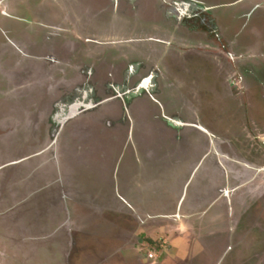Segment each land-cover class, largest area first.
<instances>
[{
  "label": "flooded vegetation",
  "instance_id": "obj_1",
  "mask_svg": "<svg viewBox=\"0 0 264 264\" xmlns=\"http://www.w3.org/2000/svg\"><path fill=\"white\" fill-rule=\"evenodd\" d=\"M141 1L0 0V106L31 103L29 114L19 118L43 124L49 117L56 121L70 117L82 104L91 103V112L70 118L73 138L82 140H96L93 123L103 127L107 118L116 117L117 126L108 125L106 138L112 137L130 151L131 165L111 159L115 169L109 175L106 162L111 154L100 143L86 141L90 146L76 148L82 153L69 149L71 158L81 154L79 161H86L88 167L98 163L105 171L102 174L101 170L100 177L106 184L145 178L140 172L144 162L148 180L169 177L176 165L184 166L187 178L199 170L202 161L205 167L215 166L213 174L201 173V169L197 173L199 178L205 174V180L200 179L205 184L221 181L220 190L213 186L201 190L203 201L212 205L186 215L206 235L222 232L233 239L241 215L252 209L264 212V173L259 172L257 178L250 169H264V0H148L154 7L151 17L141 12ZM237 26L240 29L235 31ZM11 115L15 112L8 113L9 118ZM0 125V134L15 128L10 120ZM175 152L179 155L171 157ZM96 173L100 174L91 172L93 177ZM241 182L247 187H241ZM153 195L147 194L149 202L140 216L122 209L91 210L70 202L71 219L76 206V213L87 216L85 219L91 215L105 220L123 213L130 222L106 255L109 258L104 253L97 264H213L214 260L224 264L228 245L213 255L205 241H198V247L189 248L185 257L182 247L176 248L181 250L175 252L180 258L177 262L169 249L173 244L165 246L168 238L152 239L162 227L148 232L143 226L144 221L160 220L150 213ZM217 198L221 200L216 203ZM223 206L227 225L209 221ZM234 217L239 218L237 225L232 224ZM130 220L136 228L132 229ZM72 227V245L53 264H77L72 260L74 253L81 259L86 228L73 220ZM124 234L129 239L124 241ZM177 234L172 241L192 242L185 233ZM250 235L248 232L240 240ZM239 246L241 262L246 256L243 245ZM206 250L208 258L202 255ZM191 254L192 259L187 258ZM201 255L204 263L196 261ZM259 257L257 264H263ZM81 262L87 264L88 260Z\"/></svg>",
  "mask_w": 264,
  "mask_h": 264
},
{
  "label": "water",
  "instance_id": "obj_2",
  "mask_svg": "<svg viewBox=\"0 0 264 264\" xmlns=\"http://www.w3.org/2000/svg\"><path fill=\"white\" fill-rule=\"evenodd\" d=\"M91 109H93L91 103L82 104L79 111L63 120L56 121L55 118L50 119V117L47 121L44 120L46 136L40 141L37 133L40 131L35 127L40 125L39 122H29L28 119L13 115L9 118L0 106V113H3L0 114V123L4 120L15 123L11 133L0 134V241L6 242L9 246L7 250L10 248L12 251L9 256L0 251V264L56 263L64 246L67 245L69 248L68 245H72L70 202L76 201L95 210L101 206L97 200L105 197L102 185L106 182L102 178L98 181L93 177L92 171L86 166V161L68 162L63 153L68 155L69 149L74 148L71 143L77 141V138H73L70 118L81 115L83 111L91 112ZM12 113L14 114V111ZM84 143L86 144V141ZM77 148L79 149V146ZM177 154V152L171 153V157H177ZM149 157L151 159V155ZM201 163L205 165V161ZM176 166L178 167L174 166V172H169L170 169L167 171L169 177L164 179L162 176L160 179L158 177L159 181L156 183L158 185L152 188L155 192L153 196L157 195L161 200V196L168 189L171 190V194H174L173 198L168 200L166 198L164 204L167 209H170L171 205L177 206L174 220L180 222L189 218L186 212L197 208L196 202L184 200L187 189L195 194L202 185L200 179L205 180V176L202 174L200 178L197 177V170L191 172L192 175L188 172L191 178H187L184 166ZM147 167V163L144 162L140 171L145 178L139 176L132 181L128 178L125 179L126 181L123 180L124 183L116 184V189H122L126 195L114 201L118 203L117 210L122 209L124 212L140 216L143 205L149 202L148 199L144 201L143 196L150 194L149 191L147 193L143 191V188L154 185L148 180ZM250 169L252 173H256L257 178L259 172L264 173V169L260 171L254 167ZM88 179L93 180L91 185L87 184ZM247 179L250 182L249 176ZM242 184L243 187H247L246 182ZM263 192L264 189L261 190V193ZM154 203L160 204L155 201ZM110 204L113 205L112 202ZM110 204L97 210L111 209ZM161 209L164 211L163 206ZM50 248H52L51 255H49Z\"/></svg>",
  "mask_w": 264,
  "mask_h": 264
},
{
  "label": "rangeland",
  "instance_id": "obj_3",
  "mask_svg": "<svg viewBox=\"0 0 264 264\" xmlns=\"http://www.w3.org/2000/svg\"><path fill=\"white\" fill-rule=\"evenodd\" d=\"M141 3H142L141 4V12H143L146 15V17H151L150 14L153 12L152 8L154 9V7L150 6L148 4V0H142ZM238 29H240L239 26H237L235 28V31H237ZM29 94H31V93H29ZM193 95L195 96V94H193V93L190 94V96H192V97H193ZM33 98L34 97L32 95V97L29 98L30 99L29 101H31ZM31 107H32L31 103H27V105L26 104H24V105L19 104L18 105L16 103H13V105H11V106L2 107V110H3V113L5 115L8 113H12L14 111L15 117H17V116L19 117L20 114H22V113L29 114L28 110H30ZM25 109H26V112L24 111ZM3 113H0V114L2 115ZM114 119H116V117ZM114 119H110V118L108 119L107 118V121H106L107 126L105 125L103 127L99 123L98 124H94V123L92 124V125L96 126L95 134L92 133L94 135V137L96 138V140L95 139H91V140H89V139L88 140L76 139L77 140L76 143H75V141L73 142V144L71 143V145L74 147L73 152L78 151L76 149L77 146H79V148L88 147L89 146L88 144H85V143L83 144V142H85V141H87V142L95 141V144L100 143L99 146H101V148H106V150L109 152V154H111L108 156L109 161L106 162V169H109V171H110L109 175H112V173L115 169L114 168L115 166L114 165L112 166V164L110 162L111 159H112L113 163L117 162V160H118V163H119V161H121L124 164L126 163L128 165H131V162L134 160V159H132V155L129 153L130 151H127V150H125V148L124 149L122 148L124 146L122 143L121 144L117 143L112 137L108 138V139L106 138V136L109 134L108 133L109 128H107L108 125L109 126L113 125L115 128L117 126L115 123V121H117V120L114 121ZM0 126H2V125H0ZM98 126H99V129H98ZM35 127L38 128V130L40 131V133L38 131H37V133L39 134L40 141H42L43 138H45V136H46V131H45L46 125L44 123L43 124L41 123L40 125H37ZM112 129H113V127H112ZM100 130H102V132ZM11 131H13V130H11ZM219 134H221V133H219ZM219 136H222V134ZM223 136H226L225 133H223ZM232 142H233V144H237V146H238V142H236L235 139ZM93 145L94 144L92 143V146ZM96 146H98V144ZM219 146H222V142ZM73 152H71V153H73ZM63 153L65 154V156H64L65 160L68 162H71V163L73 160L78 162L79 158H81V154H80V157H77V155H75L73 158H71V153L69 154L67 152L69 157L65 152H63ZM92 161H94V160H92ZM92 161H90V162H92ZM88 168L92 172H94L95 170L96 171L98 170L100 173L102 170L101 167L98 166V163L96 165H92V166L89 165ZM104 172L102 170V174H104ZM150 174H153V173L151 172ZM95 175L96 176H94V177L97 178L96 180L101 181V177H100L101 173L100 174L96 173ZM109 178H110V176H109ZM123 178H125V177H123ZM160 178L161 177H159V179ZM159 179L157 176L151 177L150 181L154 185L153 186L150 185V186L144 187V188L141 186L144 189L143 191H146V193L149 191L150 194H148V195L154 194L155 192H154V189L152 187L158 185L156 183H158ZM91 181H93V180L90 179V181H89V179H88L87 184L90 183V185H91L92 184ZM102 183L103 182H101V184ZM200 183L202 185L205 184L204 181H200ZM240 185H241V187H243L242 182L240 183ZM139 186H140V184H139ZM145 188H146V190H145ZM102 192L104 193L105 197H101V198H99V200H97L99 204L101 203V206L98 208H101V207L103 208L104 206H108L110 204V202H112L113 205L110 204L111 209L114 208L115 210H117V207H118L117 204L118 203H114V201L126 196L125 192L122 189L118 190V189H116V185H111L109 183L102 185ZM156 193H159V192H156ZM173 195L174 194H171V190L168 189V191L165 192V194L161 196L162 201L160 202L159 205L152 203L153 201H156L158 199L157 198L158 196L157 195L153 196V197L151 196L152 197L151 205H153L152 206L153 211L150 213H151V215L155 214L156 216H159L160 218H158V219H160V220H158L157 222L144 221L143 226L147 227L148 232L150 230H151L150 232H153L154 231V229H152L153 227L157 228L156 226H162L161 228H157L155 233L151 235L152 239L157 240V238H159V236H163L166 239L168 238L166 241L167 243H165V246H167V244H169V243L173 244V246L169 247L170 251L171 252L173 251V253H175L176 251L179 252L180 249H176V248L182 247V249H183L182 251H185V254H183L184 257L186 256L189 248H191L193 250V248L198 247V245H196L198 241H202V242L205 241L206 242L205 245L210 246V249L208 248L209 253H212L213 255L214 254L217 255V253H219V252H217L219 249L224 248L225 245H228L229 249L227 250L228 251L227 255L225 256V259H223L222 260L223 262H221V263H224V264H240L242 261H246L245 264H251L249 261L253 260L252 264H257L255 259L260 256L259 259L262 260V263L264 264V212H261L260 210L252 209V210H250L249 213H245L244 216H242V215L240 216L241 217L240 223H239V218H237V217L232 218L231 220L234 222V223H232L233 225H237L239 223L238 232L235 230L236 233H235V237L233 239L228 238L226 236V234L224 235V234H222V232H220V233L218 232L216 234H212L209 236V235H206L207 234L206 231H202V230L199 231L198 230V225H197L198 223H194V218H192V217L187 218L186 221H184V219H182L180 222H176L174 220V215L176 212L175 210L177 209V206L174 207L173 205H171L170 209H167L166 205L164 204L165 199L167 198V200H168L169 198H173ZM143 197H144V201H145V199H147V194H144ZM71 203H77V202L71 201ZM205 204H206V201H201L198 203L196 202L197 209H202V207H204ZM145 205H147V204L145 203ZM162 206H163L164 211H161ZM74 207L75 208H73L74 209L73 214L75 216L73 219H71V222L73 220L75 225H78V224L83 225V227L86 228L85 237L83 236L84 237L83 238L84 247H82V248H84V249L82 250L83 252H82V257L80 260H88L87 264L88 263L93 264L96 261V264H97V262H99V260L103 259L102 257L104 255L102 256V254L105 253L104 257H108L106 255H108L109 253L112 252V250H113L112 248L114 247L115 242L119 241L118 238L120 237V232L126 230V228L131 226L130 222L127 221V219H124V216H122L124 211H123L122 215L118 214V217L107 216L105 220H99V219L96 220L91 215H90V218H88V219H85V218H87L86 215H85L86 217L83 218L82 215H79L78 213H76V206H74ZM222 208H224V206ZM111 209H109V210H111ZM91 210H93V209H91ZM104 210H107V208H105ZM232 211H233V209L231 208V212ZM218 214H223L224 217L221 218L222 215H220V219H217ZM259 214H261V216ZM119 215H121L122 218ZM213 215L211 217H209V218H211L209 221H211L212 223L216 222L219 224H221V223L225 224L226 217H227L226 208L222 209V212H218V213L216 212L215 216H213ZM149 217H150V215L147 216V218H149ZM257 219H258V221H257ZM231 220L229 222H231ZM130 221L132 222V226H133L132 229L136 228V223L133 220H130ZM226 225L227 224H225V226ZM164 226L166 228H163ZM199 226H200V224H199ZM87 229H89V230L87 231ZM168 230H169V234H167ZM131 231H134V230H131ZM177 232H180L181 234L185 233V236L187 237V239H189L188 242L189 241L190 242L192 241V242L191 243H186V242L184 243L181 240H179L178 238L176 240L172 241V238L174 236H178ZM248 232H251V235L249 237H245V240L242 242L240 240L242 238L241 236H244ZM117 234H118V236L115 237ZM129 237L130 236L128 234L127 235L124 234L122 236L124 241L129 239ZM240 241L242 243H240ZM80 243H82V242H80ZM208 243H210V244H208ZM14 244H16V243H14ZM239 244L243 245L241 251H245V256H246V257L241 259V262L238 261V257H237L239 254L238 250L240 248ZM7 247H9V246H7L6 242L0 241V251L4 252L7 256H9L12 253V251L10 250V248L7 250ZM142 247L144 248V245H142ZM65 248H67V245L64 246V249ZM51 249L52 248L49 249L50 250L49 255H51ZM80 249H81V246H80ZM66 250L63 251V253H66L67 252ZM208 251L206 250V254H204V253L202 254L203 256H205V258H208L207 257V255H209ZM74 254L75 255L72 258L73 262L75 261L77 264H82V262L80 263L78 254L77 253H74ZM125 255H126V258H130V256H131L130 251H126ZM176 255H177V253H175V255H173V256L178 258L177 259L174 257L175 259H177V262H178V260H180V258ZM202 255L199 256V258L196 257L197 260L196 259L195 260L198 261V263H199V261L204 263L205 260L202 259L203 258ZM179 256L182 257V254H179ZM187 258L192 259V254L187 255ZM111 259L113 260L112 262H114L115 257H112ZM153 260H156V259H153ZM42 262L45 263V261H42ZM217 263H218L217 260H214L213 264H217ZM241 264H243V263H241Z\"/></svg>",
  "mask_w": 264,
  "mask_h": 264
},
{
  "label": "crops",
  "instance_id": "obj_4",
  "mask_svg": "<svg viewBox=\"0 0 264 264\" xmlns=\"http://www.w3.org/2000/svg\"><path fill=\"white\" fill-rule=\"evenodd\" d=\"M202 166V167H201ZM209 166V165H208ZM205 167V165H202V163L201 164H199V166L197 167V168H199V170L198 171H200V169H201V173L203 172V173H205V172H207V173H211V174H213L215 171H216V167L215 166H213V165H210L209 167ZM205 167V168H204ZM215 167V168H214ZM219 171V170H218ZM223 173V172H222ZM227 173V172H226ZM226 173H224V175H226ZM204 176H205V174H204ZM216 177L218 178L219 177V175L217 174L216 175ZM210 178V177H209ZM214 178V177H213ZM216 178V179H217ZM211 179H212V177H211ZM214 182V183H213ZM213 182H212V180H211V182L210 183H208V184H204V185H202L203 187H202V189H199V190H197V192L194 194V192L192 193V192H189V190L187 189V192L185 193V196H184V200L185 201H192V202H197L198 203V201H203V199H204V193L201 191V190H204V189H213V187H215V188H217V190H220V188L219 187H222V186H220L219 185V182H221V181H218L217 182V180L216 181H214L213 180ZM215 182H217L216 184H215ZM213 184V185H212ZM213 186V187H212ZM207 191V190H206ZM216 192H218V191H216ZM203 195V196H202ZM221 200V198H217L216 199V203L217 202H219ZM184 201V202H185ZM216 203H214L213 202V205L214 204H216ZM209 205V203H207L206 202V204H205V206H208ZM212 205V204H211ZM211 205H209V206H211ZM204 206V207H205ZM204 207H202V209H204ZM233 209V208H232ZM221 211H222V208L220 209ZM221 211H219L218 210V212H221ZM217 212V213H218ZM224 213V212H223ZM186 214H188V212H186ZM220 215H222V217L221 218H223L224 217V215L223 214H218L217 216V219H220ZM190 218V217H189ZM187 219V218H186ZM186 219H184V221H186Z\"/></svg>",
  "mask_w": 264,
  "mask_h": 264
},
{
  "label": "trees",
  "instance_id": "obj_5",
  "mask_svg": "<svg viewBox=\"0 0 264 264\" xmlns=\"http://www.w3.org/2000/svg\"><path fill=\"white\" fill-rule=\"evenodd\" d=\"M153 243H155V242H153Z\"/></svg>",
  "mask_w": 264,
  "mask_h": 264
}]
</instances>
